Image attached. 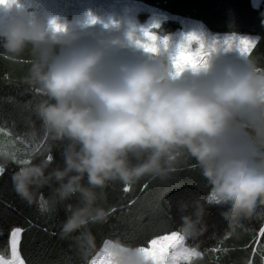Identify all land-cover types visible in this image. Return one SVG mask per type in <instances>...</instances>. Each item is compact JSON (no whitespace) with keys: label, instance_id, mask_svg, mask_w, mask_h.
Returning a JSON list of instances; mask_svg holds the SVG:
<instances>
[{"label":"clouds","instance_id":"obj_1","mask_svg":"<svg viewBox=\"0 0 264 264\" xmlns=\"http://www.w3.org/2000/svg\"><path fill=\"white\" fill-rule=\"evenodd\" d=\"M138 3L0 0V55L28 64L23 82L40 122L22 159L0 145V169L17 163L13 190L42 214L63 208L58 236L82 264H196L186 242L205 230L206 203L223 206L229 234L264 209V64L252 55L260 37L168 32L158 18L141 21ZM189 162L209 190L177 230L97 245L91 226L115 207L109 186L165 180ZM13 259L0 249V264Z\"/></svg>","mask_w":264,"mask_h":264},{"label":"trees","instance_id":"obj_2","mask_svg":"<svg viewBox=\"0 0 264 264\" xmlns=\"http://www.w3.org/2000/svg\"><path fill=\"white\" fill-rule=\"evenodd\" d=\"M139 1L171 15L198 20L214 33L259 36L252 55L264 64V0L259 7H254L252 0ZM166 26L169 30L178 27L175 22L164 23L163 27ZM27 69V63L0 55V127L30 139L33 129L40 130V122L33 111L38 98L23 82ZM53 154L55 162L60 163V149H55ZM17 167V163L9 162L0 175V249L8 251L10 233L19 228L18 253L24 264H82L71 242L58 236L63 208L50 217L42 214L35 204H27L13 190L11 175ZM208 190L193 162L165 180L145 178L128 190L118 183L111 185L106 191L107 205L115 206L112 215L106 223L91 226L97 245L105 238L116 236L142 243L177 230L183 223L182 216L193 212L192 202L203 200ZM185 203L189 205L186 209L182 208ZM222 210V205L206 203L202 220L205 230L186 242L188 247L201 253L194 261L196 264H244L245 261L252 264L253 233L261 217L254 227L248 226L244 219L243 226H236L229 234L228 225L219 218Z\"/></svg>","mask_w":264,"mask_h":264},{"label":"rangeland","instance_id":"obj_3","mask_svg":"<svg viewBox=\"0 0 264 264\" xmlns=\"http://www.w3.org/2000/svg\"><path fill=\"white\" fill-rule=\"evenodd\" d=\"M263 0H252V3L255 7H259L261 5V2ZM91 2L97 7V8H108L110 4L112 3V0H91ZM73 7H76V3L74 2ZM117 8L120 7L119 4L113 5ZM133 13H138L139 14V19L141 21L147 19L149 16L158 18L161 21V26L164 30L168 32H177L180 29H187V28H205L208 30L205 25L195 19L191 18H185V17H179L176 15H169L159 9L146 6L142 4V2L139 1V3L131 9ZM167 22H175L177 24V28L174 30H169L168 26L163 27L164 23ZM264 25V22H263ZM209 31V30H208ZM210 33H214L209 31ZM241 35H247V34H241ZM248 36H253L254 35H248ZM28 135V134H27ZM29 136V135H28ZM0 145H4L7 147L10 153L14 154L16 157L19 159H22L26 153V151H30V139L24 138V136H19L12 134L9 130L0 127ZM258 215L254 214L251 218L246 219L248 226L254 227L258 222L257 220L260 219L259 222V227L255 228L254 233H253V247H252V264H254L255 260L257 264H264V209H258ZM263 217V218H262ZM256 220H253L255 219ZM15 230V229H13ZM12 230V231H13ZM11 234V233H10ZM188 247V246H187ZM190 250L193 248L188 247ZM195 250V249H194ZM8 252L11 253V246H10V237H9V248ZM195 252H198L195 250ZM199 253V252H198ZM201 253L199 257H193V260L200 258Z\"/></svg>","mask_w":264,"mask_h":264},{"label":"snow or ice","instance_id":"obj_4","mask_svg":"<svg viewBox=\"0 0 264 264\" xmlns=\"http://www.w3.org/2000/svg\"><path fill=\"white\" fill-rule=\"evenodd\" d=\"M4 171H5L4 169H0V175H2L4 173ZM20 234H21V229H19V228L13 230L10 234L11 253L14 257L11 264H17V260L15 258L18 257L17 251H18V240H19ZM18 264H23V261L21 259H19Z\"/></svg>","mask_w":264,"mask_h":264},{"label":"crops","instance_id":"obj_5","mask_svg":"<svg viewBox=\"0 0 264 264\" xmlns=\"http://www.w3.org/2000/svg\"><path fill=\"white\" fill-rule=\"evenodd\" d=\"M17 256L19 257V259H21V258H20V256H19V253H18V251H17ZM23 264H24V263H23Z\"/></svg>","mask_w":264,"mask_h":264}]
</instances>
